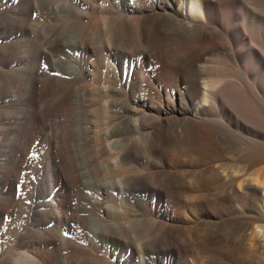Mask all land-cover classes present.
<instances>
[{
	"label": "rangeland",
	"instance_id": "rangeland-1",
	"mask_svg": "<svg viewBox=\"0 0 264 264\" xmlns=\"http://www.w3.org/2000/svg\"><path fill=\"white\" fill-rule=\"evenodd\" d=\"M120 1L0 0V264H264L261 252L252 249L236 223L260 206L258 199L264 191L256 198L234 197L222 190L221 182L217 184L212 170L204 171L203 164L194 159L199 154L186 153L198 136L173 109H186L192 100L188 49L171 47L160 59L157 42L172 36L171 30L166 27L162 37L152 36L153 46L147 47L121 23L125 14ZM50 7L56 16L48 15ZM235 21L240 24L238 17ZM51 29L57 30H53L54 37L61 35L62 46L47 48L53 53L47 58L39 50V33L53 34ZM62 41H75L85 48L65 46ZM164 59L175 65L166 67ZM239 72L229 68L227 81L233 80L232 88L261 110L257 97L264 87V67H252L251 76ZM253 83L255 91L247 87ZM165 99L174 101V107H166ZM228 111L237 117L233 105ZM215 122L223 154H253L251 139L225 121ZM129 141L136 160L125 161L121 149ZM113 163L118 164L116 169ZM262 163L254 168V176L261 171L259 177L264 179ZM80 172H85V187L80 184ZM120 177L121 188L112 186ZM259 177L257 181H263ZM127 178H132L128 187ZM100 180L103 189L95 186ZM199 184H204L203 201ZM99 193L102 199L96 198ZM87 196L100 200L101 213L87 205Z\"/></svg>",
	"mask_w": 264,
	"mask_h": 264
},
{
	"label": "bare ground",
	"instance_id": "bare-ground-1",
	"mask_svg": "<svg viewBox=\"0 0 264 264\" xmlns=\"http://www.w3.org/2000/svg\"><path fill=\"white\" fill-rule=\"evenodd\" d=\"M131 1V0H130ZM187 1H191L192 5L189 6ZM44 3V2H43ZM65 3V2H64ZM63 3V4H64ZM67 3V2H66ZM41 5V4H40ZM66 5V4H65ZM64 5V6H65ZM77 5V4H76ZM57 6V5H56ZM61 6V4L59 5ZM62 6V7H64ZM72 6V5H71ZM122 8V22L125 27L128 28L129 33L141 39L146 43L147 47L153 46L151 43L152 36H160L165 30L169 28L173 33L172 36L160 40L157 42L156 48L158 57L166 53L167 49L174 46H181L187 48L189 51L188 63L192 68V100L189 107L186 109H173L175 112H179V115L184 120L189 121L196 131L198 140L190 143L186 148V153L192 155L197 162L203 164L204 171L212 170L217 178V184H220L227 193L234 197H238L241 200L247 198H256L259 195V191H264V179L259 177L261 171H257V177H255L256 166L264 162V87L260 89L257 103L261 110H257L253 104H250L247 97L240 91L232 88L230 85L232 81H227V71L229 68L236 67L243 75H250L252 67H264V0H134V2H128L126 0L120 1ZM42 7V6H41ZM45 7V6H44ZM52 7V6H51ZM50 7L48 15L56 16L57 11ZM70 7V6H69ZM67 6V9L69 8ZM74 8V6H72ZM77 7V6H76ZM75 7V9H76ZM43 8V7H42ZM58 8V7H57ZM66 7H64L65 9ZM72 8V9H73ZM120 8V7H119ZM41 9V8H40ZM63 9V8H62ZM61 9V10H62ZM74 9V10H75ZM42 10V9H41ZM71 10V8H70ZM77 10V9H76ZM75 10V11H76ZM67 11V10H65ZM64 12V11H63ZM69 12V10L67 11ZM73 12V11H71ZM70 12V13H71ZM78 14V11H76ZM74 13V12H73ZM118 13V12H117ZM72 14V13H71ZM73 15V14H72ZM75 15V14H74ZM81 15V13H80ZM120 15V14H119ZM59 16V15H58ZM67 16V15H66ZM78 16V15H77ZM49 17V16H48ZM68 17V16H67ZM80 17V16H78ZM240 19V24H236L235 19ZM55 18V17H54ZM65 18V16H64ZM67 19V18H66ZM117 20V19H116ZM117 22V21H116ZM107 24V22L105 23ZM123 24V23H122ZM87 25V24H86ZM85 25V26H86ZM110 25V24H109ZM108 25V28L110 27ZM118 25V23H117ZM53 27V26H52ZM60 27V26H59ZM58 27V29H59ZM55 28H57L55 26ZM118 28V27H117ZM166 28V29H167ZM65 29V28H64ZM85 29V28H84ZM125 29V28H124ZM123 29V31H124ZM168 29V30H169ZM45 30V29H44ZM43 30V31H44ZM53 34H46L41 31L39 33L40 45L39 49L44 56L50 54L48 49H56L59 46V38L54 37V29H51ZM54 30V31H53ZM163 30V31H162ZM57 31V30H56ZM69 31V30H66ZM72 31V30H71ZM116 31V30H115ZM122 32V30H120ZM127 31V30H126ZM46 32V31H45ZM48 32V31H47ZM74 32V31H73ZM77 32V30L75 31ZM74 32V33H75ZM168 32V31H167ZM70 34L72 32H69ZM78 33V32H77ZM82 33V31H81ZM114 33V32H113ZM116 33V32H115ZM124 33V32H123ZM128 33V32H127ZM128 33V34H129ZM58 34V32L56 33ZM68 35L67 33H65ZM125 34V33H124ZM123 34V35H124ZM165 34H167L165 32ZM164 34V35H165ZM72 35V34H71ZM74 35V34H73ZM76 35V34H75ZM78 35V34H77ZM84 35V34H81ZM79 35V36H81ZM122 35V34H121ZM120 35V36H121ZM126 35V34H125ZM65 36V35H63ZM114 38V35H112ZM112 36H110L112 38ZM117 36V35H116ZM70 37V36H69ZM75 37V36H74ZM119 37V36H118ZM126 36H124L125 39ZM72 38V37H71ZM132 38V37H131ZM68 39V38H66ZM74 39V38H73ZM78 39V37H77ZM117 39V37H116ZM134 39V38H133ZM69 40V39H68ZM113 40V39H111ZM115 40V39H114ZM158 40V39H157ZM73 41V40H72ZM76 42H80L75 40ZM68 41L63 42V45L77 46L80 49H84L85 46L78 45L76 42ZM82 41V40H81ZM92 41V40H91ZM122 41V39H121ZM131 41V40H130ZM90 42V40H89ZM88 42V43H89ZM117 42V41H116ZM123 42V41H122ZM120 42V44L122 43ZM125 42V41H124ZM138 42V41H137ZM94 43V41H93ZM111 42H109L110 45ZM118 43V42H117ZM126 43V42H125ZM91 44V43H90ZM107 47H111V46ZM114 45V44H113ZM139 45V44H138ZM48 46V47H45ZM62 46V45H61ZM59 46V47H61ZM89 46V45H88ZM98 46V45H97ZM64 47V46H63ZM87 47V46H86ZM120 47V46H118ZM66 48V47H65ZM152 48V47H151ZM87 49V48H86ZM108 49V48H107ZM138 49V48H137ZM174 49V48H172ZM59 50V49H58ZM74 50V49H73ZM92 50V48H91ZM98 51V49H95ZM102 50V49H101ZM113 50V49H112ZM179 50V48H178ZM184 50V49H183ZM182 50V51H183ZM55 51V50H54ZM65 51V50H64ZM77 51V50H76ZM93 51V50H92ZM145 51V50H144ZM143 51V52H144ZM148 51V50H147ZM171 51V50H170ZM169 51V52H170ZM185 51V50H184ZM83 52V51H82ZM79 51V53H82ZM133 52V51H132ZM173 52V51H172ZM69 53V52H68ZM113 53V52H112ZM186 53V52H185ZM83 54V53H82ZM96 54V51H95ZM138 54V53H137ZM170 54V53H169ZM173 54V53H171ZM177 54V53H175ZM182 54V52H181ZM55 55V54H54ZM86 55V54H85ZM124 55V54H122ZM126 55V54H125ZM188 55V54H187ZM88 56V55H87ZM94 56V55H93ZM165 56V54H164ZM167 56V54H166ZM169 56V55H168ZM179 56V55H177ZM176 56V58H177ZM186 56V55H185ZM184 56V57H185ZM75 57V56H74ZM153 57V56H152ZM171 57V56H170ZM180 57V56H179ZM182 57V56H181ZM48 58V57H47ZM50 58V56H49ZM70 58V57H69ZM151 58V57H150ZM183 58V57H182ZM187 58V57H186ZM76 59V58H75ZM172 59V58H171ZM180 58H178L179 60ZM184 59V58H183ZM52 60V59H51ZM141 60V59H140ZM155 60V59H154ZM46 61V60H45ZM43 61V62H45ZM70 61V60H69ZM77 61V60H76ZM157 61V60H156ZM55 61H53L54 63ZM58 62V61H56ZM73 62V61H72ZM86 62V61H85ZM158 62V61H157ZM178 62V61H177ZM52 63V64H53ZM67 63V62H66ZM79 63V62H78ZM138 63V62H137ZM150 63V62H149ZM166 67L171 68L174 64L173 61H165ZM187 63V64H188ZM60 64V63H58ZM68 64V63H67ZM75 64V63H74ZM177 64V63H176ZM182 64V63H181ZM55 63V67H56ZM70 65H72L70 63ZM138 65V64H137ZM145 65V63H144ZM175 65V64H174ZM50 66V65H48ZM62 66V65H61ZM73 66V65H72ZM91 66V65H90ZM70 67V66H69ZM85 67V66H84ZM187 67V66H186ZM71 68V67H70ZM74 68V67H72ZM77 68V67H76ZM142 68V67H141ZM160 68V67H159ZM145 69V68H144ZM154 69V68H153ZM64 70V69H63ZM71 70V69H70ZM73 70V69H72ZM88 70V69H87ZM184 70V69H183ZM66 71V70H65ZM261 71V70H260ZM54 72V71H53ZM191 72V71H190ZM239 72V73H240ZM55 73V72H54ZM74 73V72H73ZM86 73V72H85ZM147 73V72H146ZM160 73V72H159ZM167 73V72H165ZM61 74V73H60ZM91 74V73H90ZM89 74V75H90ZM108 74V73H107ZM110 74V73H109ZM187 74V73H186ZM131 75V74H130ZM144 75V74H143ZM142 75V77H143ZM146 75V74H145ZM152 75V74H151ZM171 76V74L168 73ZM54 76V75H53ZM63 76V75H62ZM70 76V75H68ZM175 76V75H174ZM173 76V77H174ZM177 76V75H176ZM182 76V75H181ZM241 76V75H240ZM251 76V75H250ZM67 77V76H66ZM79 77V76H78ZM81 77V76H80ZM141 77V78H142ZM169 77V76H168ZM72 78V77H70ZM83 78V77H82ZM135 78V77H133ZM146 78V77H145ZM156 78V77H155ZM170 78V77H169ZM69 79V78H68ZM137 79V77H136ZM140 79V78H139ZM149 79V78H148ZM147 79V80H148ZM163 79V78H162ZM182 79V78H181ZM61 80V79H60ZM66 80V79H65ZM73 80V79H72ZM170 80V79H169ZM241 80V79H240ZM245 81H248L245 79ZM66 82V81H65ZM149 82V81H148ZM170 82V81H169ZM177 82V81H176ZM236 82V81H235ZM264 82V81H263ZM77 83V82H76ZM114 83V82H113ZM240 83V82H239ZM117 85V84H116ZM176 85V84H175ZM242 85V84H240ZM70 86V85H69ZM73 86V85H72ZM159 86V85H158ZM235 86V85H234ZM239 86V85H238ZM255 91L253 84L247 85ZM147 87L150 88V84L147 83ZM172 87V86H171ZM176 87V86H175ZM246 87V88H247ZM152 88V87H151ZM167 88V87H166ZM243 88V87H242ZM69 89V88H68ZM178 89V88H177ZM154 90V89H153ZM157 90V89H156ZM247 90V89H246ZM251 90V91H252ZM158 91V90H157ZM249 91V90H247ZM252 91V93H254ZM180 93V92H179ZM246 93V92H244ZM107 94V92H106ZM251 94V93H250ZM165 95V94H164ZM188 95V94H186ZM252 95V94H251ZM118 96V95H117ZM189 96V95H188ZM248 96V95H246ZM255 96V95H254ZM181 97V96H180ZM187 97V96H186ZM249 97V96H248ZM169 100L168 96L165 97ZM182 98V97H181ZM69 99V98H68ZM162 99V98H161ZM112 100V99H109ZM116 100V99H115ZM166 100V99H165ZM163 101L166 107L171 106L172 102ZM173 100V99H172ZM179 100V99H178ZM190 100V99H189ZM108 101V100H107ZM153 102V101H152ZM112 102H109V104ZM113 104V103H112ZM115 104V103H114ZM121 104V102H120ZM181 104V103H180ZM116 105V104H115ZM163 105V104H161ZM229 105H233L237 108V117L233 118L228 111ZM107 106V103H106ZM110 106V105H109ZM120 106V105H119ZM118 106V107H119ZM111 107V106H110ZM107 108V107H106ZM221 108L224 113L221 115L217 109ZM111 110V108H110ZM42 112V111H41ZM119 113V112H118ZM160 113V112H159ZM164 113V112H163ZM168 113V112H167ZM172 113V112H171ZM41 114V113H40ZM149 115V114H148ZM159 115V114H158ZM165 115V114H164ZM153 116V115H152ZM150 117V115H149ZM155 118V117H154ZM117 119V118H116ZM128 120V118H126ZM131 119V118H130ZM161 119V118H160ZM180 119V118H179ZM216 119L225 121L230 126H234L243 135L252 140L254 152L250 157L242 152L240 156L234 157L231 154L225 155L221 151L218 145V130L215 126ZM40 120V119H39ZM124 120V118L122 119ZM132 120V119H131ZM159 120V119H157ZM153 121V119H152ZM156 121V120H155ZM166 121V120H165ZM128 122V121H127ZM183 122V121H182ZM42 123V122H41ZM132 122H130L131 124ZM158 123V122H157ZM167 123V122H166ZM177 123V122H176ZM175 123V124H176ZM179 123V121H178ZM177 123V124H178ZM168 124V123H167ZM166 124V125H167ZM182 124V123H181ZM43 125V124H42ZM134 125V124H133ZM131 125V126H133ZM155 125V124H154ZM185 122V126H186ZM41 126V125H39ZM107 126V125H106ZM121 126V125H120ZM180 126V125H179ZM189 126V127H191ZM152 127V126H151ZM150 127V128H151ZM168 127V126H167ZM188 127V126H186ZM188 127V128H189ZM124 127H122L123 129ZM128 128V126H127ZM154 128V127H153ZM169 128V127H168ZM187 128V129H188ZM120 129V128H119ZM171 129V128H170ZM186 129V130H187ZM219 129V128H218ZM221 129V128H220ZM42 130V129H41ZM116 130V129H115ZM126 130V129H125ZM163 130V129H162ZM185 130V129H184ZM232 130V129H231ZM39 131V130H38ZM108 130H106L107 133ZM152 131V130H151ZM176 131V130H175ZM179 131V127H178ZM222 131V130H221ZM160 132V131H159ZM164 132V131H163ZM188 132V131H187ZM190 132V131H189ZM192 132V131H191ZM118 133V132H117ZM151 133V132H150ZM180 134L179 132H177ZM224 133V132H223ZM222 133V134H223ZM166 134V133H165ZM182 135V134H181ZM180 135V136H181ZM224 136V135H223ZM237 136V135H236ZM105 137V136H104ZM107 137V136H106ZM109 137V136H108ZM152 137V136H151ZM240 138V137H238ZM108 139V138H107ZM112 139V138H109ZM108 139V140H109ZM118 139V138H117ZM222 139V138H220ZM114 140V139H112ZM151 140V139H150ZM228 140V139H227ZM128 141V140H127ZM219 141V140H218ZM234 142V140H233ZM109 143V142H108ZM115 143V142H114ZM125 143V144H124ZM201 146L198 147L197 144ZM227 143V142H226ZM228 144V143H227ZM234 144V143H232ZM109 145V144H108ZM240 145V144H239ZM112 146V145H111ZM117 146V145H116ZM135 146V145H134ZM110 147V146H109ZM182 147V146H181ZM116 148V147H115ZM240 148V147H239ZM251 148V147H250ZM108 149V148H107ZM252 149V148H251ZM120 150V148L118 149ZM122 160L129 158L133 160L135 158V151L132 142H123L122 145ZM223 150V148H222ZM228 150V149H226ZM232 150V149H231ZM237 150V149H234ZM108 151V150H107ZM110 151H112L110 149ZM184 152V150H182ZM230 151V150H229ZM244 151V150H243ZM249 151V150H248ZM139 152V151H138ZM235 152V151H234ZM112 152H110L111 154ZM114 153V152H113ZM118 153V151H117ZM250 153V151L248 152ZM115 154V153H114ZM108 155V154H107ZM116 155V154H115ZM119 155V154H118ZM137 155V154H136ZM182 157V156H181ZM185 157V156H183ZM186 158V157H185ZM185 158H181L182 160ZM128 159V160H129ZM180 159V157H179ZM193 159V158H192ZM193 159V160H194ZM112 160V159H111ZM136 160V158H135ZM186 160V159H185ZM107 161V160H106ZM114 161V160H113ZM112 161V162H113ZM121 161V160H118ZM126 161V160H125ZM89 162V161H88ZM110 162V161H109ZM129 162V161H127ZM183 162V161H182ZM185 162V161H184ZM183 162V163H184ZM117 163V162H116ZM119 163V162H118ZM131 163V162H130ZM186 163V162H185ZM113 168H117L118 164L113 163ZM263 164V163H262ZM125 165V164H124ZM73 166V165H72ZM84 166V165H83ZM107 166V165H106ZM77 168V166L75 165ZM80 167V165L78 166ZM201 167V168H203ZM71 168V167H70ZM69 168V169H70ZM99 168V167H98ZM107 169L109 167H106ZM105 168V169H106ZM126 168V167H125ZM254 168L255 172H254ZM261 167H258V169ZM57 169V168H56ZM85 169V168H83ZM104 169V168H103ZM120 169V168H119ZM119 169H117L119 172ZM71 170V169H70ZM77 170V169H76ZM125 170V169H124ZM201 170V169H200ZM199 170V171H200ZM261 170V169H260ZM115 170H113L114 172ZM122 171V168H121ZM127 171V170H125ZM182 171V170H181ZM187 171V170H186ZM79 172V171H78ZM191 172V171H189ZM254 172V173H253ZM71 171L69 172V174ZM120 173V172H119ZM131 173V172H130ZM184 174V172H182ZM200 173V172H199ZM207 173V172H206ZM206 173L204 175H206ZM1 174V173H0ZM65 174V173H64ZM112 174V172H111ZM116 174V173H115ZM186 174V173H185ZM188 174V173H187ZM195 174L196 171H195ZM73 175V173H72ZM85 172H80L78 180L85 187ZM89 175V173H88ZM93 175V174H92ZM211 175V174H210ZM264 175V172L263 174ZM58 176V175H57ZM56 176V177H57ZM91 176V174H90ZM191 176V174H190ZM193 176L195 177L194 173ZM192 176V177H193ZM64 177V176H63ZM112 177V176H111ZM116 177V176H115ZM128 177V176H127ZM185 177V176H184ZM187 177V176H186ZM262 178L263 181L259 182L256 178ZM1 178V176H0ZM4 178V177H3ZM135 178V177H134ZM133 178V179H134ZM177 178V177H176ZM190 178V177H188ZM197 178V177H196ZM58 179V178H57ZM56 179V180H57ZM87 179V178H86ZM94 179V178H93ZM92 179V180H93ZM97 179V178H96ZM113 181V185L116 188H121V183ZM136 179V178H135ZM191 179V178H190ZM189 179V180H190ZM194 180V178H192ZM191 179V181H192ZM261 179V180H262ZM60 180V178H59ZM58 180V181H59ZM64 180V179H63ZM75 180V179H74ZM90 181V180H89ZM96 181V180H95ZM101 181V180H100ZM103 181V180H102ZM101 183H96L95 186L103 189ZM132 178H127L125 184L128 187ZM190 181V182H191ZM199 179V183H200ZM205 181V180H204ZM78 182V181H75ZM97 182V181H96ZM106 182V181H105ZM104 182V183H105ZM108 182V181H107ZM124 182V181H123ZM137 182V181H136ZM207 182V181H206ZM57 183V182H56ZM67 183V182H66ZM74 183V182H73ZM79 183V182H78ZM87 183V182H86ZM94 183V181H93ZM103 183V184H104ZM135 183V182H134ZM195 183V181H194ZM211 183V182H210ZM64 184V183H63ZM132 184V183H131ZM205 184V183H204ZM204 184H199L200 192H204ZM214 184V183H213ZM6 185V184H5ZM57 185V184H56ZM90 185V184H88ZM107 185V184H106ZM110 185V184H109ZM109 187H112V186ZM124 186V184H122ZM191 185V184H190ZM195 185V184H194ZM193 185V186H194ZM197 185V184H196ZM212 185V183H211ZM216 185V183H215ZM87 186V185H86ZM105 186V185H104ZM108 186V185H107ZM131 186V185H130ZM192 186V185H191ZM220 186V185H219ZM79 187V186H78ZM82 187V186H81ZM94 187V185L92 186ZM106 187V186H105ZM132 187V186H131ZM139 187V186H138ZM198 187V186H195ZM215 187V186H214ZM65 188V187H64ZM77 188V187H76ZM90 188V187H89ZM88 188V189H89ZM198 188V189H199ZM216 188V187H215ZM80 189V188H79ZM82 189V188H81ZM106 189V188H105ZM110 189V188H109ZM112 189V188H111ZM124 189V188H123ZM139 189V188H138ZM197 189V188H195ZM51 190V188H50ZM83 190V189H82ZM121 190V189H120ZM143 189L141 188V191ZM213 190V188H212ZM217 190V188L215 189ZM108 191V190H106ZM139 191V190H138ZM198 191V190H197ZM208 191V190H205ZM218 191V190H217ZM103 192H105L103 190ZM109 192V191H108ZM112 192V191H111ZM140 192V191H139ZM224 192V191H223ZM262 192V191H261ZM260 192V193H261ZM58 193V192H57ZM60 193V192H59ZM113 193V192H112ZM200 193V194H201ZM205 193V192H204ZM215 193V192H213ZM218 193V192H217ZM56 194V193H55ZM69 194V193H68ZM85 194V193H84ZM106 194V193H105ZM139 194V193H138ZM262 194V193H261ZM59 195V194H58ZM122 195V194H121ZM132 195V194H131ZM220 195V194H219ZM225 195V194H224ZM227 195V194H226ZM94 196V195H93ZM63 197V196H62ZM211 197V196H210ZM226 197V196H225ZM97 199H102L101 194L96 195ZM214 198V197H213ZM56 199V198H55ZM205 199V195L201 194V200ZM218 199V198H217ZM69 200V199H68ZM78 200V199H77ZM82 200V199H81ZM216 200V199H214ZM233 200V199H232ZM234 199L233 201H235ZM54 201V200H53ZM66 201V200H65ZM87 205L96 210L97 213H101L102 205L100 200L90 199L87 196ZM102 201V200H101ZM212 201V200H211ZM238 201V200H237ZM260 206H257L256 210L244 219L237 221L243 228L244 239L250 242L252 249H256L261 252L264 257V194L258 199ZM59 202V201H58ZM69 202V201H67ZM83 202V201H82ZM251 202V201H250ZM196 203V202H195ZM222 203V202H221ZM247 203V202H246ZM82 204V203H81ZM204 204V203H203ZM223 204V203H222ZM225 205V204H224ZM228 205V204H226ZM232 205V204H231ZM238 205V204H237ZM246 205V204H245ZM82 206V205H81ZM87 206V207H88ZM107 206V205H106ZM109 206V205H108ZM192 206V205H191ZM218 206V205H217ZM255 206V205H254ZM56 207V206H55ZM194 206H192L193 208ZM199 207V206H198ZM236 207V206H235ZM244 207V206H243ZM242 207V208H243ZM57 208V207H56ZM63 208V207H62ZM68 208V207H67ZM84 208V207H83ZM222 208V207H221ZM220 208V209H221ZM239 208V207H238ZM246 208V207H245ZM69 209V208H68ZM91 209V210H92ZM54 210V209H53ZM90 210V209H89ZM252 210V209H251ZM59 211V210H58ZM111 211V210H110ZM250 211V210H249ZM57 212V211H55ZM66 212V211H65ZM93 212V211H92ZM61 213V212H60ZM64 213V212H63ZM249 213V212H248ZM59 214V213H58ZM67 214V213H66ZM234 214V213H233ZM48 215V214H47ZM92 215V213H91ZM241 215V214H240ZM248 215V214H247ZM56 216V215H54ZM64 216V215H63ZM110 216H113L110 214ZM201 215H198L199 217ZM242 216V215H241ZM66 217V216H65ZM82 217V216H81ZM88 217V216H87ZM91 217V216H90ZM88 217V218H90ZM113 218V217H112ZM78 219V217H77ZM200 218H196L197 221ZM90 221V219H88ZM65 221V220H64ZM77 223V222H76ZM89 224V222H88ZM86 223V225H88ZM237 224V225H238ZM77 225V224H76ZM126 225V224H125ZM128 226V225H127ZM89 227V226H88ZM87 227V228H88ZM131 227V225H130ZM238 227V226H237ZM91 228V226H90ZM94 230V229H93ZM125 230V228H124ZM237 230V229H236ZM122 232V230H120ZM91 232V231H90ZM125 232V231H124ZM127 233V231H126ZM125 233V234H126ZM128 234V233H127ZM118 238L121 237L117 235ZM132 237V236H131ZM133 238V237H132ZM103 239V237H102ZM121 239V238H120ZM104 241V239H103ZM121 241V240H120ZM242 241V240H241ZM107 242V241H106ZM114 243V242H113ZM150 243V242H148ZM147 243V245H148ZM141 244H143L141 242ZM140 244V245H141ZM162 244V243H161ZM97 245V244H96ZM98 247V246H97ZM129 247V246H128ZM138 247V246H137ZM154 247V246H153ZM156 247V245H155ZM140 248H137L141 249ZM163 249V248H162ZM138 251V250H137ZM145 251V250H144ZM136 252V250H135ZM143 252V251H142ZM141 252V253H142ZM139 253V252H138ZM256 253V251H255ZM137 254V252H136ZM259 254V253H257ZM140 255V254H139ZM151 255V254H150ZM149 255V256H150ZM145 256V255H144ZM151 258V257H150ZM261 258V257H260ZM154 259V258H153ZM160 259V258H159ZM262 260V258H261ZM260 261V260H259ZM151 262V261H148ZM153 263V262H152ZM159 264V263H158ZM164 264V263H163ZM259 264V262H258Z\"/></svg>",
	"mask_w": 264,
	"mask_h": 264
}]
</instances>
